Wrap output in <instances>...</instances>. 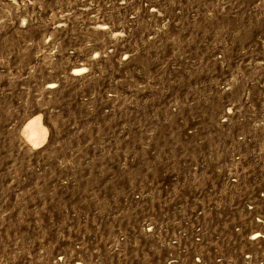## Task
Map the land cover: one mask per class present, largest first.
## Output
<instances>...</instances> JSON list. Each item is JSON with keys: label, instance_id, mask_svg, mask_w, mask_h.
Returning a JSON list of instances; mask_svg holds the SVG:
<instances>
[{"label": "rangeland", "instance_id": "rangeland-1", "mask_svg": "<svg viewBox=\"0 0 264 264\" xmlns=\"http://www.w3.org/2000/svg\"><path fill=\"white\" fill-rule=\"evenodd\" d=\"M256 215L264 0H0V264H264Z\"/></svg>", "mask_w": 264, "mask_h": 264}, {"label": "built area", "instance_id": "built-area-1", "mask_svg": "<svg viewBox=\"0 0 264 264\" xmlns=\"http://www.w3.org/2000/svg\"><path fill=\"white\" fill-rule=\"evenodd\" d=\"M239 171L242 173L244 172V170L242 168H240ZM234 180H235V178H234ZM254 221H255L258 229L254 230V229H256V228H254L252 230L254 232L251 231L250 232L251 234L250 233L248 234V238L250 240H255L254 242H257V241H261L264 238V228L261 227L262 221H261L259 216L256 215L254 217ZM236 231H238V229H236ZM231 250H236V251L240 252L242 254V256H244L245 258L251 257V253H248L246 251V249H243L239 245L225 246V247H220L218 256L215 259L216 264H230L229 263V254L231 253ZM201 259H202V255H199V256H198V254L193 255L192 259H191L192 264L200 263Z\"/></svg>", "mask_w": 264, "mask_h": 264}, {"label": "bare ground", "instance_id": "bare-ground-1", "mask_svg": "<svg viewBox=\"0 0 264 264\" xmlns=\"http://www.w3.org/2000/svg\"><path fill=\"white\" fill-rule=\"evenodd\" d=\"M23 134L31 145H39L46 137V128L39 114L33 115L23 124Z\"/></svg>", "mask_w": 264, "mask_h": 264}]
</instances>
